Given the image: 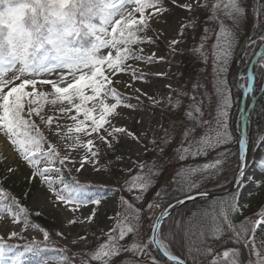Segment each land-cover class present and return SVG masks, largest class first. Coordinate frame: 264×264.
Here are the masks:
<instances>
[{
	"label": "snow or ice",
	"instance_id": "snow-or-ice-1",
	"mask_svg": "<svg viewBox=\"0 0 264 264\" xmlns=\"http://www.w3.org/2000/svg\"><path fill=\"white\" fill-rule=\"evenodd\" d=\"M177 8L188 15L177 17ZM251 8H255L254 17H258L264 10V0L259 7L251 4V0L247 4L245 0H0V134L10 146L11 158L16 161V166L8 167L7 175L0 178V214L11 216L13 225L19 223L12 208V205L19 208V204L4 191L2 184L10 176H18L21 169L25 180L46 185L52 194L49 199L54 202L66 207L88 203L99 206L101 198L80 199V193L89 185L78 180L65 183L63 169L67 165L76 172L87 171L89 165L99 171L102 156L111 154L114 163H126V157L138 154L141 147L147 151L150 144L158 151L160 164L167 155L185 161L215 151L212 162L181 169L182 179L177 188L180 195L174 197V203L167 187L146 200L147 193L154 187V177L150 174L135 176L127 188L135 193L133 198L120 196L128 208L135 209L134 214L121 219L123 214L116 212L110 218L114 227L108 230L107 241L99 245L90 260L99 264H124L126 260L130 264H264V205L254 217L242 219L239 227L234 223L235 216L241 215L248 206L244 192H264V179H257L247 169L243 154L247 139L239 142V163L228 181L235 183L238 191L233 192L227 202V211L222 206L217 213L213 206L212 212L191 211L164 223L171 216L172 208L195 199L191 193L200 187V182L191 180V175L200 173L201 181L218 178L233 155L226 147L233 140L230 130L233 102L226 74L237 34ZM200 12L207 13L205 19L216 26L212 32L215 40L209 53L205 46L212 30L205 25L199 46L191 51L205 66L211 57L212 92L197 83L189 95L168 83L164 85L167 94L159 88L151 93L135 88L136 102L130 103L133 97L125 96L119 89L132 88V84L120 81L119 76L129 75L132 80L148 83V76L136 65L143 63L150 68L163 62L171 63L178 52H183L179 45L190 35L194 38ZM259 41L264 44V35ZM160 43H164L166 55L142 47ZM247 43L251 45L256 41ZM102 49L108 50L106 55L101 53ZM260 56L264 63V52ZM153 75L166 77L168 74L155 72ZM38 84L54 90L56 99L52 104L66 102L62 103L59 116L42 114L43 108L36 97L43 99L46 94L36 91ZM27 86L31 90H26ZM198 88L205 91L197 94ZM186 97L187 105L183 103ZM157 107L164 111L157 114ZM33 116L49 127L54 139L63 134L60 147L63 149L66 143L68 150L62 154L48 144L31 119ZM63 118L72 122L66 133ZM157 127L163 130V139L149 140V132L154 133ZM258 139L264 145V135ZM173 143L177 146L169 154L166 149ZM8 159L5 157L6 163ZM57 163L60 167L55 166ZM259 163L264 168V159ZM119 191H124L123 187ZM200 195L206 196L207 192ZM4 200L10 203H2ZM157 210L158 216L155 215ZM96 217L97 212L93 211L87 220L92 222ZM23 223L29 226L26 215ZM225 233L234 243L221 251L214 244ZM42 234L48 241L50 233L43 230ZM17 237L24 238L15 230L8 234L9 239ZM244 247L250 253L247 258L243 256ZM46 250L47 245L42 247L41 243L31 240L19 251L0 235V264H25L27 254L41 257ZM66 252L61 249L57 257L41 258L38 264H49L50 259H56L57 264H75Z\"/></svg>",
	"mask_w": 264,
	"mask_h": 264
},
{
	"label": "rangeland",
	"instance_id": "rangeland-1",
	"mask_svg": "<svg viewBox=\"0 0 264 264\" xmlns=\"http://www.w3.org/2000/svg\"><path fill=\"white\" fill-rule=\"evenodd\" d=\"M246 4L249 0H245ZM251 4L254 5V0H251ZM129 10L131 7L129 6ZM255 8H251L249 13L251 14L242 22V25L239 29V32L236 37V42L233 46L234 55L230 59L229 62V71L226 74V81L229 86L230 96L233 102V107L231 109V119L233 123L230 121L231 124V132L233 136L232 142H230L226 147L231 151L233 155L230 156L229 160L225 164L223 168V174L220 175L218 178L213 177L211 182H216L215 184L211 185L210 188H224L228 181L232 179L233 169L236 167L238 163V134L240 131V115L237 113V116L233 119L232 114L234 108L237 109L235 106V102L237 101L240 90L245 88V81L243 77V67L245 62L250 58V56L255 52L261 42L259 41V37L264 35V18L254 17ZM175 15L177 17H183L188 15L181 9H175ZM205 12H200L198 14V19L200 21L198 27L195 29V36L194 38L190 35L189 38L186 40L185 43L179 45L180 49L198 47L200 42V37L203 32V28L205 25L201 23V20L205 17ZM215 26V25H214ZM216 28V26H215ZM215 28L209 32L210 39H208L206 43V49L210 53L211 51V44L214 42L215 37L212 34L215 31ZM191 31V30H190ZM258 34V37H253L252 40H255V44L248 45L242 55H239L240 47L244 41V39L250 37L251 35ZM151 34V33H149ZM149 51L156 50L158 55H166L164 43H160L157 45H143ZM108 50L102 49V54H107ZM181 53L178 52L175 57L171 59V63L163 62L159 64H155L150 68L143 63H139L136 65L139 69H141L147 76H148V83H142L140 81L132 80L129 75H120L119 80L124 81L125 83H131L132 88H125L121 87L119 90L125 95L133 97L129 102L135 103V88H141L144 91L152 92L155 89L159 88L165 91L167 94V90L164 89V85L171 83L173 89H186L187 86L190 87V91H188L189 95L193 93V85L194 84H202L205 86L209 93L212 92V80H213V71H212V60L211 57L209 58V62L207 66H205L195 55V59L199 61V69L202 71V78L196 82L194 77H184V74L181 69ZM87 72V69H84ZM263 71H264V63L259 66L256 78H255V87H260L262 81L259 79L261 77L263 79ZM155 72H165L168 75L166 77H158L154 76L153 73ZM55 79V77H52ZM70 79V77H67ZM241 82V83H240ZM15 83H19L16 81ZM205 88H201L204 92ZM26 90H31L30 86L26 87ZM37 92L45 93V97H53L56 96L54 94V90L50 86H41L38 84L36 88ZM201 93V92H200ZM39 97V96H37ZM36 97V98H37ZM141 100H144L141 97ZM146 103V101H145ZM187 105L186 103H184ZM44 109V108H43ZM59 108L53 109L47 107L43 110L44 115L46 116H59ZM164 109L157 107V114H159ZM37 126L39 127L40 131L45 136L48 144L53 145L57 148L58 151H67L68 145L66 143L63 144V149H61L60 144L63 141V134L54 139L53 134L50 132V129L47 125H45L39 117L35 116L34 118ZM62 122L66 125L64 129V133L67 132V127L72 126L71 120L67 118H63ZM164 121H162L163 123ZM248 135H247V150H246V164L247 169L250 174L254 173L257 179H264V168L260 166V160L264 159V145L259 142L258 137L264 135V128L262 130V134L256 135L253 142L250 143V121H248ZM56 121H53V125H55ZM159 127H157L156 131L149 132L148 138L149 140L157 137ZM250 132V133H249ZM153 150L151 144L149 145V149L145 151L143 147L138 154H134L132 157H126V163H114V158L111 154H107L102 156L101 160L99 161L102 170H94L91 165L88 166L87 171L81 170V172H76L72 169V166L69 164L67 165V169L71 171L74 180L80 181L82 184H86L89 186H103L106 188H112V191L109 192L106 198H101L102 203L99 206L93 205L91 203L88 204H69L64 206L63 204H59L58 202H54L49 199L51 197V193L47 190V186L43 184H39L36 182L28 181L24 179L23 176V169L20 170V174L18 176H10L8 179L5 180L6 184V192L9 193L10 197H15V199L22 200L23 205L22 209L26 212L33 213L36 215H40L46 218L51 225V231L53 232L52 242L56 244V248L53 250H61L66 249V255L70 253V256L73 258H77L79 262L87 261L88 264H99V262L91 261L90 256L93 252L99 247L100 244L105 243L107 241V232L110 228L114 227V221L110 219L115 215L116 212H120L123 215L121 219H124L125 216H132L135 212L134 208H128L127 205L120 200V196L124 195L127 199L131 200L135 193H131L127 191V188L131 184L125 183V179H122L121 176L133 175L138 173L142 170L141 165L145 162V156L147 152ZM223 149H218L217 151H222ZM70 154L80 156L83 153H76L71 152ZM12 153L10 152V146L6 145L2 134H0V161L3 166V174L4 176L7 175V168L8 167H15L16 161L15 159L11 158ZM5 157H9L7 163L5 162ZM216 157L215 151H210L207 156H202L201 160L199 161V165H203L204 163H209L214 160ZM57 167V164L55 165ZM79 167V165H76ZM173 170L170 171L172 173ZM196 176V175H195ZM197 177H195V181ZM57 187H62V185L57 184ZM123 187L124 191H119ZM209 188V189H210ZM238 191V187L236 189ZM235 191V192H236ZM41 193V195H36V193ZM151 191L147 193L145 197L146 200H149L153 197L151 195ZM244 199L248 201V206L246 207L245 211L242 213V217H254L255 213L261 210V205H264V192L252 191L244 192ZM80 199H92L91 192L86 196L84 193H80ZM143 206V205H141ZM75 207L78 210L73 212L69 211L68 209ZM97 212V217L92 221L89 222L87 217L93 212ZM16 214L19 213V210L15 211ZM159 211L155 212L157 215ZM3 216L0 219V235L5 236L7 242L9 244H13L16 246H23L29 243L31 240H35L37 243H45L43 234L33 229L30 226H25L22 221L19 219V223L13 225L11 223V216L7 214H0ZM76 220V223L70 224V220ZM18 231L23 234L24 238H8V234L11 231ZM57 233H62V235H58ZM257 236H260L261 233H257ZM86 237L85 240H81L80 237ZM259 243V240L257 241ZM58 255L52 254L49 257H57ZM34 257L31 253L27 254L25 258V262H28ZM38 264V263H36ZM49 264H57L56 259H50ZM124 264H130L129 261H124Z\"/></svg>",
	"mask_w": 264,
	"mask_h": 264
},
{
	"label": "trees",
	"instance_id": "trees-1",
	"mask_svg": "<svg viewBox=\"0 0 264 264\" xmlns=\"http://www.w3.org/2000/svg\"><path fill=\"white\" fill-rule=\"evenodd\" d=\"M261 3V0H254V5L256 7H259ZM207 15V13H205ZM205 15V17H206ZM250 13H249V17H250ZM205 17L201 20V23L203 25H207L211 30L213 28H215L214 24L209 23ZM260 17L264 18V10H261L260 12ZM192 48H186L183 49V52L181 53V69L182 72L184 74V77H194V79H196V82L198 80H200L202 78V71L199 69V61L195 59V55L192 54ZM256 50V49H255ZM259 79L261 80V77H259ZM185 91H190V87L187 86L186 89H184ZM200 92H203L201 90V88L196 89V93L199 94ZM52 100L49 99H39L38 103L43 107V105L47 102L51 103ZM61 103H66V102H61V101H57V103L55 105H59ZM183 103H189V99L186 97L183 101ZM53 105V104H52ZM235 106H237L236 108L238 109L239 106V99L235 102ZM237 109L234 108L233 114H232V118L234 119L236 117L237 114ZM231 122L233 123V120L231 119ZM164 123V122H163ZM264 128V92L261 94V96L258 98L255 107L251 113V117H250V143L253 142V139L251 136H253V138L260 133V135L262 134V130ZM250 133V132H249ZM158 139H163V130L160 129L158 136ZM177 145L175 143L172 144L171 147L167 148L166 151L167 153H171L172 152V148L176 147ZM159 153L157 150H151L149 152H147L146 156H145V162L143 164L142 170L139 171L136 174L133 175H129L128 177H125L124 181L127 184H131L133 182V178L135 176H144V175H152L154 177L153 183H154V187L151 188V195H154V193L161 189L162 187H167L169 192L172 193V201L174 200V197L177 195H180V193L177 192V188H178V182L182 179V177L179 175L181 169L186 168L189 165H199V161L201 160L202 157L196 158V159H192L189 158L185 161H179L178 158L176 156L173 155H167L164 158V163L160 164L159 160L157 159ZM159 165V167H158ZM172 171V173H170V171ZM63 175L65 178V183H71L73 181V179L71 178L70 173L64 168L63 169ZM185 175H187V173H185ZM196 175V176H195ZM200 173H196L191 175L189 178L191 180L195 181V177H197L196 181L200 182V187H198L197 189H195L192 193L195 192H199V191H203V190H207L210 188L211 185L215 184L216 182H211V179H205L203 181L200 180ZM4 177L3 176V169L0 163V178ZM5 180H3V189L5 191L6 185H5ZM173 181H176V183H174ZM212 188V187H211ZM91 190H94L95 193L94 195L96 196H106L108 194V192L110 191L109 189H102V188H91ZM191 193V194H192ZM124 196V195H123ZM125 197V196H124ZM231 197L228 198H224L221 200H208V201H197V202H193V203H189L181 208H179L177 211L173 212L171 214V216L169 218H167L165 220V224L170 223L171 220L173 218L175 219H179L181 216L187 215L189 214L191 211H208V212H212L213 211V206L215 207V211L217 213H219L221 207L223 206L225 211H227V202L231 200ZM182 198V197H181ZM10 200H4V204H9ZM19 206H21L22 201L18 202ZM17 206L16 205H12L13 211L15 210ZM25 215L27 216V219L29 221V225H35L37 227L38 230H40L41 232L43 230H47L50 233V238L48 240L49 244H52L51 242V236H52V232L50 230V223L42 218L41 216H37L31 213H26L24 211H22V213L20 214V218L23 220ZM235 216V214H233ZM244 219L242 217V214L239 216H235L234 219V223L236 224L237 227H239L240 221ZM234 242H230L228 237H227V233L224 234L223 238L220 241L215 242L214 246L217 247L218 249H220L221 251H223L226 248L232 247ZM41 254L45 255V251L42 252ZM67 255L70 256V253H68ZM243 256L245 258L250 256L249 250L247 247L243 248ZM71 257V256H70ZM73 258V257H71ZM254 258V257H253ZM75 260V264H81L79 262V260L77 258H73Z\"/></svg>",
	"mask_w": 264,
	"mask_h": 264
},
{
	"label": "water",
	"instance_id": "water-1",
	"mask_svg": "<svg viewBox=\"0 0 264 264\" xmlns=\"http://www.w3.org/2000/svg\"><path fill=\"white\" fill-rule=\"evenodd\" d=\"M246 42L244 43V46L242 48V50L244 49V47L246 46ZM261 52H264V44L261 46V48L255 53V55L251 58L248 66H247V69H246V81H247V87H248V91H249V85H251V88L252 90L249 91V94H250V104H249V107L244 111L243 110V104H242V107H241V113H242V117H241V120H240V135H239V141H238V148H239V155H241V152H240V141L243 140V139H247V134H246V123H247V118H248V115L251 111V109L253 108V105H254V102L257 98L253 96V84H252V79H251V73H250V70H251V66L252 64L255 62V60L258 58V57H261L260 56V53ZM243 154L245 155L246 154V145H245V148H244V152ZM235 186L236 184L235 183H231L230 186L224 190V191H211V192H207V195L204 196V195H200V193L198 194H193V196H195V199H191V200H186V202L182 205H176L174 207V210L180 208L181 206L187 204V203H190V202H194V201H197V200H207V199H220V198H223L227 195H229L234 189H235ZM203 193V192H202ZM174 203V201H173ZM159 215V214H158ZM158 253V252H157ZM159 254V253H158Z\"/></svg>",
	"mask_w": 264,
	"mask_h": 264
},
{
	"label": "bare ground",
	"instance_id": "bare-ground-1",
	"mask_svg": "<svg viewBox=\"0 0 264 264\" xmlns=\"http://www.w3.org/2000/svg\"><path fill=\"white\" fill-rule=\"evenodd\" d=\"M260 65H262L261 58H258L255 61V63H253L252 66H251V70H250L251 71V75L254 76V74L257 72V70H258V68H259Z\"/></svg>",
	"mask_w": 264,
	"mask_h": 264
}]
</instances>
